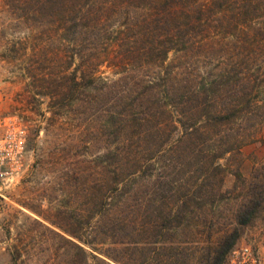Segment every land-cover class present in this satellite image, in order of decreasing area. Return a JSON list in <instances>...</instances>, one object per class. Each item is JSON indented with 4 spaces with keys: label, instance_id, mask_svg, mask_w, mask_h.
<instances>
[{
    "label": "trees",
    "instance_id": "trees-1",
    "mask_svg": "<svg viewBox=\"0 0 264 264\" xmlns=\"http://www.w3.org/2000/svg\"><path fill=\"white\" fill-rule=\"evenodd\" d=\"M96 2H73V23L78 25L82 19L85 24L81 25L96 29L93 35L99 36L101 16L124 13L132 24L131 28L127 25L132 41L148 43L146 54L151 61L147 63L154 72L131 75L133 62L123 72H115L121 75L113 80L90 69L80 71V66L72 70L69 91L96 90L94 99L102 97L97 103L104 107L105 126H115L106 133L108 139L113 135L114 148L104 155L106 169L111 159L115 167L112 179L101 188L94 214L97 224L104 221L100 225L103 235L122 247L113 248L118 254L91 252L90 260L84 245L96 251L92 242L76 230L58 227L73 238L68 241L83 254V264H223L243 229L264 211V163L254 168L249 180L236 171L232 187L223 188V167L218 162L240 145L248 128L264 122V84L260 74L251 77V66L240 58L241 51L230 65L234 73L227 67L216 74L194 72L196 68L191 70L182 58H211L207 51L217 41L211 30L215 22L222 27L224 38L235 31L244 37L249 29L260 32L264 0H105L95 9ZM246 41H252L249 34ZM171 52L173 57L167 61ZM172 137L171 150L182 159L168 164L170 173L153 180L147 177L140 184L150 165L147 161L139 164L135 146L142 139L159 140L158 149L149 154L152 157ZM192 161L201 170L199 174L189 175ZM221 205L229 213L230 226L215 230L216 223L207 212ZM132 215L142 218L140 224L130 219ZM200 221L206 233L202 236L204 231H200L202 238L197 241L199 236L192 231ZM181 228L189 230L184 238L177 235Z\"/></svg>",
    "mask_w": 264,
    "mask_h": 264
},
{
    "label": "rangeland",
    "instance_id": "rangeland-1",
    "mask_svg": "<svg viewBox=\"0 0 264 264\" xmlns=\"http://www.w3.org/2000/svg\"><path fill=\"white\" fill-rule=\"evenodd\" d=\"M104 1L97 0L94 8ZM73 2L80 5L85 0H0V115L15 117L24 126L28 149L22 172L0 183V264H83V254L68 241L73 238L58 225L76 230L92 242L96 251L84 245L90 260L91 252L118 254L113 248L122 247L103 235L100 225L104 221L97 224L95 215L101 188L112 179L115 167L111 159L106 169L104 157L108 148H114L113 135L108 139L106 133L115 126H105L107 117L100 105L102 97L94 99L96 90L80 89L76 94L69 91L71 72L80 66V71L90 69L97 76L113 80L121 75L115 72H123L128 62L134 64L132 69L128 64L131 75L149 76L154 71L147 63L151 61L146 54L148 43L132 41V31L127 27L132 24L124 13L101 16L97 28L100 35L94 36L97 30H86L82 19L78 25L73 23ZM261 14V31L247 30L253 43L246 41L248 34L244 37L239 31L224 38L222 27L215 22L211 30L217 41L207 51L211 58L182 60L191 70L196 68L194 72L200 69L204 74H216L227 67L234 73L230 65L239 59L241 51L240 58L251 66V77L260 74L264 84V12ZM172 57L171 52L167 61ZM261 96L264 98V89ZM173 137L152 157L149 154L158 149L159 140L142 139L135 146L139 164L143 166L147 161L150 165L140 184L144 180L146 183L147 177L153 180L159 174L170 173L168 164L182 159L171 150ZM218 162L223 167V188L232 187L236 171L249 180L254 168L264 163V122L248 128L240 145ZM189 168V175L201 172L195 161ZM207 216L216 223L215 230L230 226L224 205L209 209ZM130 219L136 225L142 220L139 215ZM201 222L192 231L198 234V240L194 237L197 241L206 233ZM186 231L181 228L177 235L184 238ZM200 231H204L202 236ZM237 244H248L264 253V211L243 229ZM121 252L125 253L123 248ZM135 252L138 257V250ZM134 262L130 264H137Z\"/></svg>",
    "mask_w": 264,
    "mask_h": 264
},
{
    "label": "built area",
    "instance_id": "built-area-1",
    "mask_svg": "<svg viewBox=\"0 0 264 264\" xmlns=\"http://www.w3.org/2000/svg\"><path fill=\"white\" fill-rule=\"evenodd\" d=\"M27 137L17 118L0 115V183L13 180L25 167ZM223 264H264V253L248 244H237Z\"/></svg>",
    "mask_w": 264,
    "mask_h": 264
}]
</instances>
